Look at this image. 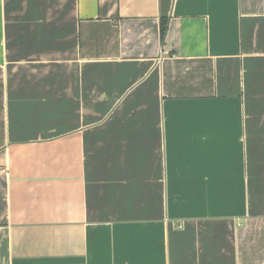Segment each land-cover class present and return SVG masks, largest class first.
<instances>
[{
	"label": "crops",
	"instance_id": "0c3cea01",
	"mask_svg": "<svg viewBox=\"0 0 264 264\" xmlns=\"http://www.w3.org/2000/svg\"><path fill=\"white\" fill-rule=\"evenodd\" d=\"M0 264H264V0H0Z\"/></svg>",
	"mask_w": 264,
	"mask_h": 264
},
{
	"label": "trees",
	"instance_id": "16d2710c",
	"mask_svg": "<svg viewBox=\"0 0 264 264\" xmlns=\"http://www.w3.org/2000/svg\"><path fill=\"white\" fill-rule=\"evenodd\" d=\"M162 29H161V36L162 39L165 41L166 40V35H167V31H168V24L165 21H162Z\"/></svg>",
	"mask_w": 264,
	"mask_h": 264
}]
</instances>
